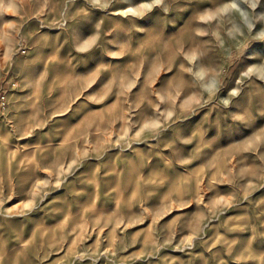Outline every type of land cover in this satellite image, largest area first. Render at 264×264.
I'll return each mask as SVG.
<instances>
[{
    "label": "rangeland",
    "instance_id": "374dc122",
    "mask_svg": "<svg viewBox=\"0 0 264 264\" xmlns=\"http://www.w3.org/2000/svg\"><path fill=\"white\" fill-rule=\"evenodd\" d=\"M0 264H264V0H0Z\"/></svg>",
    "mask_w": 264,
    "mask_h": 264
}]
</instances>
